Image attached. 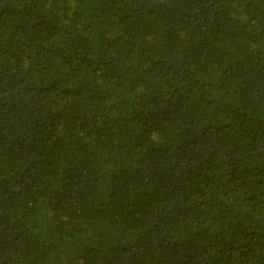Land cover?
I'll use <instances>...</instances> for the list:
<instances>
[{"label":"trees","instance_id":"obj_1","mask_svg":"<svg viewBox=\"0 0 264 264\" xmlns=\"http://www.w3.org/2000/svg\"><path fill=\"white\" fill-rule=\"evenodd\" d=\"M0 264H264V0H0Z\"/></svg>","mask_w":264,"mask_h":264}]
</instances>
